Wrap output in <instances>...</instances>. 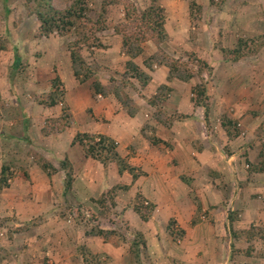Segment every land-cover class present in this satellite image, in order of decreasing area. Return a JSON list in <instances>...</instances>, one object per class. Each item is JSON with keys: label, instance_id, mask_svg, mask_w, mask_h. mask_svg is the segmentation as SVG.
<instances>
[{"label": "rangeland", "instance_id": "1", "mask_svg": "<svg viewBox=\"0 0 264 264\" xmlns=\"http://www.w3.org/2000/svg\"><path fill=\"white\" fill-rule=\"evenodd\" d=\"M74 1L0 0V264H264V0Z\"/></svg>", "mask_w": 264, "mask_h": 264}, {"label": "trees", "instance_id": "2", "mask_svg": "<svg viewBox=\"0 0 264 264\" xmlns=\"http://www.w3.org/2000/svg\"><path fill=\"white\" fill-rule=\"evenodd\" d=\"M39 3H42L46 6H49L50 0H39ZM106 11H107V7L103 6V15L104 16L106 15ZM36 13H37V15H39V19L42 21L43 25H45V26H43L44 29L46 31H49V30L54 29L55 27H57L59 29H66V28H71V27L77 25L78 21H80V19L83 18L84 8L81 4V0H75L69 8L68 16H65V17L61 16L60 18L52 16V18L50 20L51 14L48 15L47 12L45 10H43L41 7H38V9H36ZM142 19L144 21L145 27H147V30L149 29L154 34V37H156L157 42L162 43V42H164V40L167 39L168 35L166 32V28H165L166 16H165V12H164L163 7H161V6L153 7L150 11L144 13V16H142ZM146 22H147V24H146ZM137 41L135 42V44L137 45L136 48H134L133 43L131 44L132 41L128 40V41L124 42L125 47H127L126 48L127 53H129V55H130V53H132L131 56L133 58L139 56L143 52V49L138 47ZM134 49H136V51H134ZM71 59H72V65H73V70H74L75 76L76 77L81 76L82 71H83L82 70L83 65H84L86 67V68H84L86 71V77H89L90 74H88V73H90L89 71H91L90 67L84 63V61L81 59V57L79 55L72 53ZM154 64L151 62H148L147 66L154 70V68H153ZM165 65L169 66V64H165ZM180 65H181V63L179 61H175V60H174V62H172L170 64V66H169L170 67L169 79L177 78V79H180L183 81H187V80L191 79L193 74L187 73L189 71L183 70L182 68L179 67ZM128 66H130L132 68L133 72H135V77L139 78V80H141L143 82V86L148 85V83L151 79L150 74H147L133 60L128 61ZM184 71H186V72H184ZM161 87H162L161 89H164V90L170 89L166 84H163ZM100 91L103 92L102 87L100 88ZM192 92L194 95L197 96V97L192 98L193 102L197 103L198 106H200V105L205 106V100H206L207 95H208L206 89L202 88L201 85H197L196 87L193 88ZM56 103L57 102H55V100L52 101V105H56ZM152 104L155 105L156 102H152ZM138 110L139 109H137V110L134 109V110L130 111L129 113L131 116H134L138 113ZM166 114L163 111L160 113V116H157V119L163 121L165 126L168 124H171L170 120H168V123L166 124V119H167ZM171 120L173 121V119H171ZM100 146H101V149H103V150H105V148H108L104 145L103 146L100 145ZM88 150H90V149H88ZM91 151H92V149H91ZM125 169H126L125 167H121L119 171L123 172ZM3 176H4L3 179L5 181V184H8V178L5 176V170H3ZM134 210L137 213H139V215L141 217H143L145 219H149V215L147 216L145 213H143V211L140 207L136 206V207H134ZM172 221H175V220H172ZM248 231H249L250 236H252L254 234L256 235V233L252 232L251 229ZM260 234H262V233H260Z\"/></svg>", "mask_w": 264, "mask_h": 264}, {"label": "crops", "instance_id": "3", "mask_svg": "<svg viewBox=\"0 0 264 264\" xmlns=\"http://www.w3.org/2000/svg\"><path fill=\"white\" fill-rule=\"evenodd\" d=\"M160 69H161V68H160ZM197 121L199 122V120H197ZM200 121H201V120H200ZM201 122H202V121H201ZM201 122H200V123H201ZM202 123H203V122H202Z\"/></svg>", "mask_w": 264, "mask_h": 264}]
</instances>
